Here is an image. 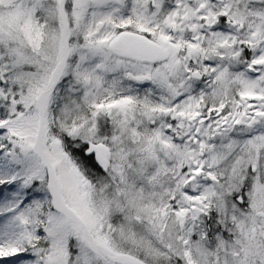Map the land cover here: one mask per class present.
Returning <instances> with one entry per match:
<instances>
[{
	"label": "snow or ice",
	"instance_id": "obj_1",
	"mask_svg": "<svg viewBox=\"0 0 264 264\" xmlns=\"http://www.w3.org/2000/svg\"><path fill=\"white\" fill-rule=\"evenodd\" d=\"M0 264H264V0H0Z\"/></svg>",
	"mask_w": 264,
	"mask_h": 264
}]
</instances>
